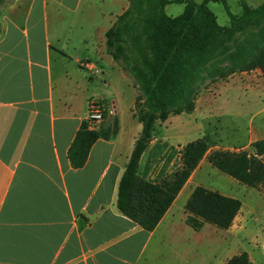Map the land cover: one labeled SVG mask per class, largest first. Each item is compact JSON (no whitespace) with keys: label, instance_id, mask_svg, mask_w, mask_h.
Wrapping results in <instances>:
<instances>
[{"label":"crops","instance_id":"1","mask_svg":"<svg viewBox=\"0 0 264 264\" xmlns=\"http://www.w3.org/2000/svg\"><path fill=\"white\" fill-rule=\"evenodd\" d=\"M126 8V0H12L0 15V264H151L158 246L184 244L190 176L152 231L116 207L141 131L132 78L105 50V32ZM83 16L107 25L86 33ZM73 30L84 43L78 51L64 39ZM96 100L112 112L93 128L85 164L73 168L68 148ZM172 116L155 124L139 160L151 182L180 167L189 142L173 134Z\"/></svg>","mask_w":264,"mask_h":264},{"label":"trees","instance_id":"2","mask_svg":"<svg viewBox=\"0 0 264 264\" xmlns=\"http://www.w3.org/2000/svg\"><path fill=\"white\" fill-rule=\"evenodd\" d=\"M224 5L229 26H220L208 2ZM12 0H0V15ZM127 8L105 32V50L133 81L137 95L133 114L141 124L117 187L118 211L141 228L152 231L170 207L199 161L248 187H264V138L247 150L208 151L204 138L185 145L180 167L169 179L151 182L138 173L139 160L152 140L157 122L171 115L190 114L202 89L236 72L259 70L264 76V1L251 7L240 0V15L231 14L225 0H127ZM169 3L184 5L176 16L165 13ZM244 35L232 50L223 42L233 32ZM98 132L85 118L67 151L73 168L82 167ZM241 207L239 199L196 186L184 204L185 223L195 231L204 224L228 229ZM225 264H250L241 252Z\"/></svg>","mask_w":264,"mask_h":264},{"label":"rangeland","instance_id":"3","mask_svg":"<svg viewBox=\"0 0 264 264\" xmlns=\"http://www.w3.org/2000/svg\"><path fill=\"white\" fill-rule=\"evenodd\" d=\"M225 1L231 14L240 15V0ZM243 1L256 7L264 0ZM207 6L220 26H229V16L222 3L210 1ZM183 8V4L169 3L165 5L164 11L169 16H176ZM83 21L86 33L94 26L101 28L107 25L103 19L92 21L86 16H83ZM70 24L72 27L78 25L74 21ZM253 30L254 28L233 32L224 40V50H232L246 33ZM66 37L64 39L71 51L73 48L77 51L83 48L82 35L78 30H73L70 36L66 34ZM127 100L125 98L121 103L125 111L128 110ZM96 101L101 106L104 119L108 109L103 101ZM171 118L173 122L170 129H175V136H183V141L204 138L208 151L244 149L251 152L250 143L264 138V76L257 69L236 72L202 89L192 113L174 115ZM186 144L179 149L177 164L181 163ZM172 156L171 152L168 159ZM198 165L190 175V184L232 195L240 200V211L228 232L210 224H205L199 231L187 227L180 232L184 244L176 242L173 246H158V254L151 264H225L229 258L241 252L248 254L250 264H264V187L243 185L211 166L206 158H202ZM171 175L164 179H169Z\"/></svg>","mask_w":264,"mask_h":264},{"label":"built area","instance_id":"4","mask_svg":"<svg viewBox=\"0 0 264 264\" xmlns=\"http://www.w3.org/2000/svg\"><path fill=\"white\" fill-rule=\"evenodd\" d=\"M108 112H112V109H109ZM103 118V113L101 110V106L98 101H90L89 102V110L87 114V119L89 121V127L94 128L96 123Z\"/></svg>","mask_w":264,"mask_h":264}]
</instances>
